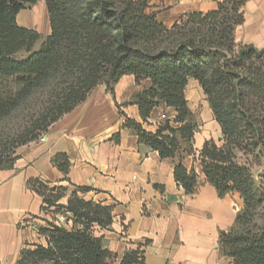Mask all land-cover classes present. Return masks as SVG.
<instances>
[{"label": "trees", "instance_id": "trees-1", "mask_svg": "<svg viewBox=\"0 0 264 264\" xmlns=\"http://www.w3.org/2000/svg\"><path fill=\"white\" fill-rule=\"evenodd\" d=\"M39 1L0 0V121L33 91L53 80L61 83L60 97L40 118L42 125L15 149L39 140L98 86L114 96L120 79L134 76L138 85L151 82L127 104L138 107L143 124L161 105L175 115L161 121L155 133L129 118L123 128L162 160H176L175 181L193 195L199 175L183 160L196 157L193 143L199 125L186 98L188 83L195 80L222 130V145L210 140L200 152L202 173L220 197L237 193L245 205L235 225L221 232V251L234 264H264V168L258 180L253 171L255 162L264 161V49L235 41L249 0H225L209 13L182 16L171 28L158 21L149 0H43L51 34L34 51L43 36L20 27L17 17ZM22 53L26 56L19 57ZM8 80L19 86L14 94L4 90ZM112 139L118 142L120 134ZM17 159L16 151L1 157L0 170L11 169ZM52 163L68 175V156L57 155ZM28 186L43 198L42 213L62 207L74 220L71 228L47 222L39 229L46 244L26 245L17 264H146L141 247L119 260L102 238L94 236V226H111L113 208L80 197L91 188L76 187L67 205L60 206L67 187H50L39 180Z\"/></svg>", "mask_w": 264, "mask_h": 264}, {"label": "crops", "instance_id": "crops-1", "mask_svg": "<svg viewBox=\"0 0 264 264\" xmlns=\"http://www.w3.org/2000/svg\"><path fill=\"white\" fill-rule=\"evenodd\" d=\"M223 1L149 0V5L158 21L171 28L182 16L209 13ZM38 8L39 23L32 18ZM242 11L244 22L235 30L236 43L264 49V0H249ZM17 23L47 37L51 34L43 0L21 11ZM150 86L149 80L138 85L134 76L122 77L114 96L105 86H98L85 102L48 129L44 141L39 139L24 146L17 153L14 166L0 170V264H17L28 244H46L28 223L34 220L38 228H43L54 219L42 213L43 198L28 186L31 180L50 187H67V196L59 202L63 206L76 187L91 188L80 194L84 200L111 206V226H94L93 234L102 238L104 246L115 252L119 260L126 252L141 247L146 264H234L221 251L220 234L235 225L244 201L237 193L220 197L206 181L199 161L207 141L220 143L221 127L199 83L191 79L186 98L199 128L193 143L196 157H185L183 162L187 169H195L199 186L193 195H187L175 181L177 161L162 160L157 152L139 144L134 133L123 128L127 118L143 124L138 107L127 104ZM188 88L202 94L203 106L190 102ZM174 115V110L161 105L143 128L155 133L163 116ZM116 134H120L118 142L112 139ZM57 155L69 157L68 175L53 165Z\"/></svg>", "mask_w": 264, "mask_h": 264}, {"label": "rangeland", "instance_id": "rangeland-1", "mask_svg": "<svg viewBox=\"0 0 264 264\" xmlns=\"http://www.w3.org/2000/svg\"><path fill=\"white\" fill-rule=\"evenodd\" d=\"M32 7L34 6L28 7L26 10H29ZM32 18L36 19L38 23L41 21L40 8H38L35 13H32ZM46 28H49L50 31V26L46 25ZM42 36L43 38L36 43L34 51H38L47 38V36ZM25 56V53L19 55V57ZM3 86L5 92L9 94H14L19 88L14 80L5 81L3 83ZM60 89L61 83L59 79L51 81L47 85L33 91L30 96L25 99L15 110H13V112L8 117L0 121V158H5V156H8L11 154V152L15 151L17 155V153L24 147L23 146L15 149L20 140L28 137L30 135V132H32L33 130H37L36 128L42 125L39 123V120L47 112V110L58 101V98L60 97ZM187 96L190 99V102H199L200 105L203 106L204 98L202 97L201 93H199L198 95L195 89L188 88ZM50 115L52 116V113ZM42 136H44V134ZM217 144L222 145L221 142ZM249 160L252 162V156L249 157ZM242 161L246 162V158L242 157ZM263 168L264 161L260 163L255 162L253 171L257 180L258 178H260V175L263 172ZM60 206L63 205L60 204ZM50 212H55L48 213V215H52L53 219L61 215H65L67 219H70V217L66 215L65 209H63L62 207H53ZM39 229L40 228H38V230ZM40 243L41 242H39V244Z\"/></svg>", "mask_w": 264, "mask_h": 264}, {"label": "built area", "instance_id": "built-area-1", "mask_svg": "<svg viewBox=\"0 0 264 264\" xmlns=\"http://www.w3.org/2000/svg\"><path fill=\"white\" fill-rule=\"evenodd\" d=\"M166 119H169L165 116L162 117V121L163 120H166ZM41 141H44L45 140V137L42 136L40 138ZM52 209V208H51ZM50 210V209H49ZM67 216L70 217V219H67V217L64 215H61V216H57L54 220H52L50 223H52L53 225L55 226H58V227H65V228H71L73 226V216L67 212H65ZM48 215V214H47ZM36 222L34 220L32 221H29L28 223V226L30 228H32L33 230H35L37 232L38 235H40L39 233V230H38V227L36 226L35 224ZM41 236V235H40ZM42 237V236H41ZM44 238V237H43ZM45 239V238H44Z\"/></svg>", "mask_w": 264, "mask_h": 264}]
</instances>
